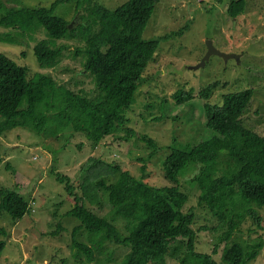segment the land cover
Segmentation results:
<instances>
[{
    "label": "trees",
    "instance_id": "1",
    "mask_svg": "<svg viewBox=\"0 0 264 264\" xmlns=\"http://www.w3.org/2000/svg\"><path fill=\"white\" fill-rule=\"evenodd\" d=\"M0 1V26L14 31L0 34V41L18 44L29 37L34 39L45 29L46 38L36 44L34 52L41 67L54 68L68 47L58 41L82 37L86 40L82 74L92 76L97 89L90 97L59 84L48 74L30 78L28 67L0 53V135L16 128L51 137L75 130L95 145L123 131L132 135L127 112L145 83V72L155 52L170 38H143L158 0H127L114 10L95 0H56L49 7H7ZM65 2L77 3L83 23L76 28H69L72 22L67 17L55 14L56 7ZM246 7V0H230L228 13L237 18ZM220 86V81L202 86L197 94L199 104L185 89L174 94L175 109L188 105L194 113L201 112L206 134L187 144L175 139L167 147L162 166L171 185H151L129 170L97 158L82 167L83 177L77 184L71 177L56 173L74 202L65 215L80 221L71 239L75 258L86 256L94 261L103 253L105 242L114 241L130 248L122 264H167V257L181 264H219L213 254L225 244L222 264L255 263L264 241L246 243L234 237L247 218L253 226L264 227L260 213L264 210V135L245 124L254 89L230 92L223 95L222 104L212 103L210 99ZM172 109L165 110L162 117L172 116ZM143 139L154 153L161 149L153 139ZM7 168L13 167L8 163ZM190 169H197L192 182L199 190L198 204L185 211L189 195L182 190L180 178ZM21 186L0 188V212L6 211L14 219L33 211L34 202L19 192ZM106 204L112 215L125 220L126 234L114 216L101 215ZM58 217L55 210L52 218ZM82 228L90 243L80 240ZM60 230L61 226L53 233ZM202 233L214 234L211 254L197 248ZM5 246L1 241L0 255Z\"/></svg>",
    "mask_w": 264,
    "mask_h": 264
},
{
    "label": "rangeland",
    "instance_id": "2",
    "mask_svg": "<svg viewBox=\"0 0 264 264\" xmlns=\"http://www.w3.org/2000/svg\"><path fill=\"white\" fill-rule=\"evenodd\" d=\"M55 1L2 0L7 7H49ZM95 1L114 10L127 0ZM246 1L245 12L233 18L228 13L230 0H158L143 38L148 40L165 35H170V38L162 42L155 52L145 72V83L139 88L136 101L127 112V127L132 129V135L123 131L99 145L75 130L51 137L28 128H16L0 135V188L16 189L24 185L19 187V192L29 195L28 199L34 202L33 211L21 219H14L6 211L0 212V242H6L0 264H122L130 248L114 241H106L103 253L100 255L99 252L94 261H89L86 256L81 259L74 257L71 239L80 221L65 215L74 202L58 181L56 173L71 177L77 184L83 177L82 167L91 158H97L109 165H119L151 185H171L162 166L169 152L167 147L175 139L179 144H187L200 140L206 134L204 116L200 111L196 114L188 105L174 108L177 91L185 89L191 92L196 97L195 103L199 104L197 94L200 88L220 81L221 86L210 101L222 104L223 95L253 88L255 96L245 114V124L264 135V0ZM77 10L76 2H65L56 7L55 14L67 17L76 28L83 23ZM183 29V34L175 35ZM11 31L0 26V34ZM46 35L47 31L42 29L34 39L29 37L18 44L0 41V53L28 67L30 78L36 74H48L59 84L83 91L90 97L95 96L94 79L82 74L86 40L82 37L59 40L58 44L68 46L60 64L44 68L39 64L34 48ZM208 41H212L222 52L239 55V60L226 61L219 55H213L204 67L192 69L205 58ZM78 49L82 50L79 54L76 53ZM167 109H172V116L162 117ZM143 136L153 139L161 149L154 153ZM8 163L14 172L8 170ZM196 172L197 169H190L180 178L182 190L189 195L185 211L198 204L199 190L192 182ZM101 209V215L114 216L118 227L126 234L125 220L112 215L109 204ZM55 210L59 217L54 220L52 215ZM260 213L264 217L263 209ZM59 226L62 230L53 233ZM213 235L201 234L200 244L197 245L199 251L213 253V244L216 243ZM79 236L81 241L90 243L91 238L85 229H80ZM259 239L264 241V227L253 226L250 218L242 223L234 237V240L246 243ZM224 249L225 244H221L218 253L213 254L219 264H222ZM167 264L181 263L167 257ZM254 264H264V247Z\"/></svg>",
    "mask_w": 264,
    "mask_h": 264
},
{
    "label": "water",
    "instance_id": "3",
    "mask_svg": "<svg viewBox=\"0 0 264 264\" xmlns=\"http://www.w3.org/2000/svg\"><path fill=\"white\" fill-rule=\"evenodd\" d=\"M74 25V22L71 23L69 25V28H72ZM208 51H207V54L205 56V58L202 60V62L200 64H198L197 66L193 67L192 69H198L200 67H204L206 62L209 61V59L211 58V56L213 55H219L221 57H223L226 61L230 60V59H236V60H239L240 56L237 55V54H234V53H225V52H222L220 50H218L212 41H208Z\"/></svg>",
    "mask_w": 264,
    "mask_h": 264
}]
</instances>
